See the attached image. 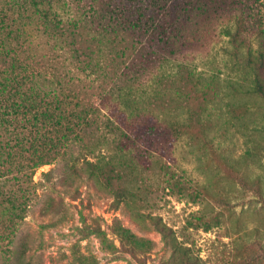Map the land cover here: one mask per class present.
<instances>
[{
	"label": "trees",
	"instance_id": "1",
	"mask_svg": "<svg viewBox=\"0 0 264 264\" xmlns=\"http://www.w3.org/2000/svg\"><path fill=\"white\" fill-rule=\"evenodd\" d=\"M261 1L0 0V264L25 261L30 239L22 249L15 243L43 165L82 159L89 177L117 189L118 201L131 196L123 157H141L144 131L157 125L158 108H169L167 90L189 105L194 89L203 108L213 99L215 87L179 56L218 27L237 54L245 49L252 90L264 100ZM141 79L154 85L149 100ZM141 102L150 111L142 121ZM115 231L132 254L150 243L122 224ZM167 244L174 260L189 250L177 240Z\"/></svg>",
	"mask_w": 264,
	"mask_h": 264
},
{
	"label": "rangeland",
	"instance_id": "2",
	"mask_svg": "<svg viewBox=\"0 0 264 264\" xmlns=\"http://www.w3.org/2000/svg\"><path fill=\"white\" fill-rule=\"evenodd\" d=\"M260 7L264 29V0ZM212 34L179 61L215 87L213 99L203 108L193 88L189 105L167 90L169 108L156 110L141 157H123L130 197L118 201L117 189L89 177L82 159L59 157L38 169L36 196L15 243L22 249L31 241L22 264H82L83 256L98 264H183L184 257L190 264H264V100L252 90L245 49L237 54L220 27ZM144 81L149 100L154 85ZM141 109L142 121L150 111L145 102ZM180 124L186 125L178 134ZM116 224L150 243L130 253ZM167 240L188 252L174 260Z\"/></svg>",
	"mask_w": 264,
	"mask_h": 264
}]
</instances>
